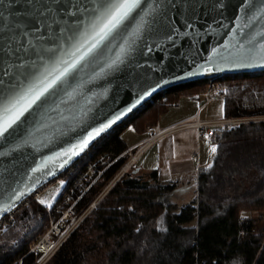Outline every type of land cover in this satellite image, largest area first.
I'll use <instances>...</instances> for the list:
<instances>
[{
	"label": "snow or ice",
	"instance_id": "snow-or-ice-1",
	"mask_svg": "<svg viewBox=\"0 0 264 264\" xmlns=\"http://www.w3.org/2000/svg\"><path fill=\"white\" fill-rule=\"evenodd\" d=\"M225 7L224 0H0V214L35 190L41 183L36 173L54 175L50 166L63 158V167L120 119L123 113L93 126L99 100L134 87L138 104L169 83L161 78L145 87L150 77L141 70L162 69L141 61L156 50L167 58L178 39L191 36L195 43L197 23L218 11L223 16ZM235 7L241 15L226 33L229 39L214 46L204 63L178 53L193 67L175 79L223 70L222 64L264 67V0H240ZM61 142L67 147L41 156L26 173L15 167L21 158ZM211 150L216 153L217 146ZM161 248L157 241L148 255H163ZM177 254L182 255L168 253L170 260Z\"/></svg>",
	"mask_w": 264,
	"mask_h": 264
},
{
	"label": "trees",
	"instance_id": "trees-1",
	"mask_svg": "<svg viewBox=\"0 0 264 264\" xmlns=\"http://www.w3.org/2000/svg\"><path fill=\"white\" fill-rule=\"evenodd\" d=\"M217 84L227 90L224 119L264 117V72L183 84L158 94L97 141L91 148L92 157L73 165L76 176L105 155L111 160L119 158L100 179L103 184L110 182L125 163L121 156L128 147L121 136L126 129L148 132L180 97L204 95ZM211 142L217 151L212 167L199 172L198 199L180 205L176 184L160 181L157 172L147 179L134 170L133 175H138L123 177L48 264H88L94 259H100V264H264V227L255 228L257 221L245 216L259 214L264 221V121L217 127ZM100 187L87 192L79 208L88 205ZM29 207L39 214L45 212L38 201ZM13 226L0 236V264H35L29 242L10 234ZM161 228L167 231H159ZM157 241L164 254L149 256L148 249ZM145 245L144 255H137ZM177 250L182 255L170 260L168 253Z\"/></svg>",
	"mask_w": 264,
	"mask_h": 264
},
{
	"label": "water",
	"instance_id": "water-1",
	"mask_svg": "<svg viewBox=\"0 0 264 264\" xmlns=\"http://www.w3.org/2000/svg\"><path fill=\"white\" fill-rule=\"evenodd\" d=\"M239 3L240 0H224V4L226 5V7L222 10L223 16L219 15V11L204 16L196 25L195 30L200 33V36L198 38H195V43L193 42L194 38L191 36L182 40L178 39V48H171L170 51L167 52V58H165L166 53L161 50H156L148 57H145L141 61L142 63L146 62V64H151L156 68L162 69L160 71L154 72L146 66L141 70V72L145 76L150 77V79L145 82V87H147V85L155 86V83L161 80V78H163L164 80H168L169 83L161 84V86L157 88L155 92H153L150 96H146L138 104H136V101L139 99V93L138 90L134 87L116 89L109 93L107 99L99 100L97 107L94 109V112L98 113V119L93 124V126H97L99 123H106L107 120L111 119L114 115L120 113H123V115H121L120 119L116 120V122L112 124L111 127L105 130L95 139H93L86 149L80 152L79 155L73 157L63 167L59 166L63 158L56 161L55 165L50 166L51 170L54 172V175L40 176L39 173H36V176L40 178L41 183L35 188L34 191L26 195L23 200L18 203V206L16 208L21 206L26 200L31 198L40 189L44 188L57 177L65 173L77 161L82 159L85 153L90 148H92L97 141H99L106 134L110 133L117 126L122 125L138 109L143 107L158 94L183 84L200 81L209 75H233L264 72V67L261 66L235 67L229 64H222L221 67L223 70L212 71L206 74H201L184 79H175V76H183L184 70H191V68L193 67V65L189 64L185 59V55H180L178 53L186 54L189 60L195 59L198 63H204L214 46L221 47L229 39V36L226 33L229 29L235 27V17L241 15L239 8L235 7V5ZM213 16L216 20H220L223 24H227V29L217 25L213 20ZM213 29H215V31H213ZM183 30L184 29L182 28V31ZM188 31L191 32L193 30ZM133 104H136V107L132 108L131 111H127V109L132 107ZM71 142L74 143L75 140L73 139ZM62 147H67V144L61 142L59 144L50 146V149H42V152L40 154H33L31 156H28L27 158H21L19 162L15 164V167L20 170L21 174H24L31 167H35V165L39 163L41 156L51 155L53 152L60 151ZM28 151L31 152V150ZM9 167H12V165L9 164ZM136 173L137 172H134V174ZM16 208H14L12 211H14ZM9 213L0 214V219L4 218Z\"/></svg>",
	"mask_w": 264,
	"mask_h": 264
},
{
	"label": "crops",
	"instance_id": "crops-1",
	"mask_svg": "<svg viewBox=\"0 0 264 264\" xmlns=\"http://www.w3.org/2000/svg\"><path fill=\"white\" fill-rule=\"evenodd\" d=\"M196 118L201 122L224 120L223 101L207 104L204 95L182 96L175 106L161 116L157 126L173 128L193 123ZM121 138L130 150L142 146L148 138V132L138 133L129 127ZM213 146L214 143L208 139L200 140L197 129L184 127L144 148L138 155L136 171L147 179L157 172L160 181L176 184V194L178 191L183 193L181 197L178 196L179 199L187 200L189 194L192 195L196 190L201 168L209 166Z\"/></svg>",
	"mask_w": 264,
	"mask_h": 264
},
{
	"label": "rangeland",
	"instance_id": "rangeland-1",
	"mask_svg": "<svg viewBox=\"0 0 264 264\" xmlns=\"http://www.w3.org/2000/svg\"><path fill=\"white\" fill-rule=\"evenodd\" d=\"M227 90L222 89L220 86V89L218 90L216 86L214 88H210L206 93H204V98L205 101L206 95L208 93H211L213 95H226ZM224 99H216L215 101H223ZM197 119V118H196ZM196 121V120H195ZM194 121V122H195ZM241 121L243 122H250V121H264V117L261 118H249V119H224L222 121H214L213 123L216 124V122H231L230 124H238V122ZM193 122V123H194ZM222 126V125H221ZM220 127V126H219ZM156 128V127H154ZM217 128V127H216ZM215 146V145H214ZM136 149H132V151L127 150L121 157L125 159V163L121 170L117 173V175L110 181L107 182L106 184L100 183L101 182V177H99V172L103 170H107L112 164H114L118 159L116 160H111L109 157H106L105 155H101L96 162L92 165V171L87 173V168L80 173L78 176L77 170H73L72 174L66 176V180L63 184H53L48 187L47 190H42L41 191V196L37 200L38 202L41 200L45 201L43 206H47L45 204H51V214L47 213L46 211L42 214L39 212L35 211V208L24 206L21 210H19L16 214L15 219L17 218V223L16 220L13 221L12 225L10 228L13 226L14 229L11 231V235H16L17 238L21 237L22 241L27 243L29 242V247H30V252L31 253L34 250V247L36 244H38L49 232H51V227L52 225H55L56 223L59 224V227L61 229V232H64L66 230H74L76 233L80 227L83 225L84 221L89 218L94 210L97 209V206L104 201L110 191L113 189V187L125 176L127 175H132V176H137L133 175L132 171L125 173L124 168L127 165V163L131 160V158L135 155L136 152H138L141 148V146L135 147ZM216 153H213L212 157L209 160V164H212L213 158L215 157ZM138 163V162H137ZM206 167V166H205ZM208 167V166H207ZM90 169V168H89ZM90 169V170H91ZM86 174V175H85ZM81 175H84L85 177L83 178L82 181H79V178ZM143 182H146L147 179H144L140 177ZM103 184V185H102ZM77 186L76 188L74 187ZM151 185V184H150ZM98 186H101L100 189H96V194L91 200V202L88 205H84L83 207L79 208V204L83 201V197L87 196V192H89L92 188H96ZM198 185H196V190L195 192L191 195L189 194V197L187 200L185 199H178V204L180 205H185L193 201L194 199H198ZM67 188V191L65 192L63 199L55 206L56 201L58 197L60 196L61 192ZM190 193V192H187ZM183 193L178 191V196H182ZM76 196V197H75ZM79 196H82V199L78 204H75L76 200L78 199ZM88 197V196H87ZM35 202V201H33ZM55 206V207H54ZM48 207V206H47ZM54 210V211H52ZM25 214V215H24ZM27 214V215H26ZM246 218H253L256 220V226L255 228L262 229L264 227V221L260 219L259 214H250L247 213ZM31 217H34V219H31ZM37 228V229H35ZM8 230V229H7ZM73 232V234H74ZM72 234V235H73ZM2 233L0 234V236ZM72 235L69 237V239L72 237ZM68 239V240H69ZM85 242L88 240V237H85ZM20 243V241H19ZM11 245V244H10ZM56 253L52 255H47L43 261L39 262L37 261L38 255L33 254L36 259H35V264H48L50 260H52V257ZM103 257H105V253H103ZM100 259L92 260L89 261L88 264H100L99 262ZM102 261V260H101ZM21 264V263H20Z\"/></svg>",
	"mask_w": 264,
	"mask_h": 264
},
{
	"label": "built area",
	"instance_id": "built-area-1",
	"mask_svg": "<svg viewBox=\"0 0 264 264\" xmlns=\"http://www.w3.org/2000/svg\"><path fill=\"white\" fill-rule=\"evenodd\" d=\"M223 74H219V75H209L204 79H211L214 77H222ZM216 88L219 90L220 89V85H215ZM225 99L226 95L223 94L221 96L219 95H213L211 93H208L206 95V103L209 104L211 102H213L216 99ZM164 99H166V97H164ZM231 122H201L199 120V118L196 119V121L194 123H188V124H182V125H178V126H174L173 128H161L159 126H157L156 128L154 127H150L148 129V138L146 139V141L143 143V145L141 146L140 150L138 152L135 153V155L131 158V160L127 163V165L124 168V172H130V171H134L137 170V165H138V155L139 153L146 147L153 145L154 143L158 142L160 139L164 138L165 136H167L168 134H170L171 132H174L178 129H182L184 127H193L195 129L198 130V134L200 137V140L203 139H208L209 141H212V138L214 136V131L216 127L219 126H224V125H229ZM238 123H241V121H239ZM114 130H112L110 133L111 134ZM136 149V148H134ZM132 151V149L130 150ZM86 157H92V152H91V148L85 153V155L83 156L82 159L86 158ZM92 165H88L87 166V173L92 171ZM91 170H90V169ZM73 166L70 167L65 173H63L62 175H60L59 177H57L55 180H53V182L49 183L47 186H45L44 188H42V190H47L49 186L53 184L56 185H61L65 182L66 180V176L72 174L73 171ZM105 173V170L99 172V177H101L103 174ZM85 174V175H86ZM85 176L81 175V177L79 178V181H82L83 178ZM74 187L76 188L77 186L74 185ZM41 191L39 190L37 193H35L31 199L29 198L28 200H26L21 206H19L18 208H16L14 211H12L11 213H9L7 216H5L4 218L0 219V234L3 233L5 230L9 229L10 226L12 225L13 221L15 220L16 214L19 210H21V208L23 206H28L32 201H37L40 198ZM82 199V196H79L78 199L76 200L75 204H78L80 202V200ZM40 203V202H39ZM41 204V203H40ZM43 206V204H41ZM45 211L49 214H51V209L50 207L47 206H43ZM54 211V210H52ZM74 230L72 229L71 231L68 229L64 232H61V229L59 227V224H55L52 225L51 227V232H49V234H47L38 244L35 245L34 250L29 253V254H36L38 255V263L43 261V259L47 256V255H52L54 253H57L60 248L68 241L69 237L73 234Z\"/></svg>",
	"mask_w": 264,
	"mask_h": 264
}]
</instances>
